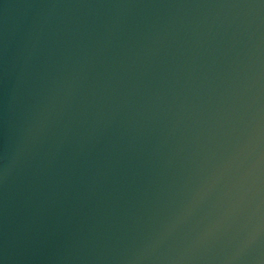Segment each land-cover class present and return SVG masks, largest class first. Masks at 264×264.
Segmentation results:
<instances>
[{
	"label": "water",
	"instance_id": "95a60500",
	"mask_svg": "<svg viewBox=\"0 0 264 264\" xmlns=\"http://www.w3.org/2000/svg\"><path fill=\"white\" fill-rule=\"evenodd\" d=\"M0 264H264V0H0Z\"/></svg>",
	"mask_w": 264,
	"mask_h": 264
}]
</instances>
